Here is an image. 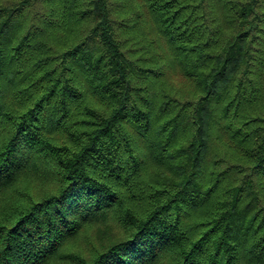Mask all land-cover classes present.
Returning a JSON list of instances; mask_svg holds the SVG:
<instances>
[{"label":"trees","instance_id":"trees-1","mask_svg":"<svg viewBox=\"0 0 264 264\" xmlns=\"http://www.w3.org/2000/svg\"><path fill=\"white\" fill-rule=\"evenodd\" d=\"M0 264H264V0H0Z\"/></svg>","mask_w":264,"mask_h":264},{"label":"rangeland","instance_id":"rangeland-1","mask_svg":"<svg viewBox=\"0 0 264 264\" xmlns=\"http://www.w3.org/2000/svg\"><path fill=\"white\" fill-rule=\"evenodd\" d=\"M169 83H171V85L177 88L184 86L179 75L173 76V78H171ZM97 226H100L99 229L98 227H93L92 229H89V231L85 232L80 237L79 241L73 244L74 245L73 248L86 252L89 251V248H91L93 242L108 240L111 237L113 228L106 227L104 224H99ZM114 231L116 230H113V232Z\"/></svg>","mask_w":264,"mask_h":264}]
</instances>
